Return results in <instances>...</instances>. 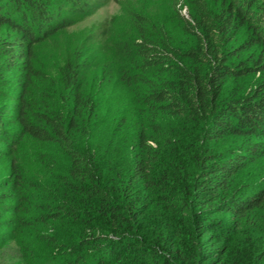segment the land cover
I'll return each instance as SVG.
<instances>
[{
    "label": "trees",
    "instance_id": "obj_1",
    "mask_svg": "<svg viewBox=\"0 0 264 264\" xmlns=\"http://www.w3.org/2000/svg\"><path fill=\"white\" fill-rule=\"evenodd\" d=\"M88 1L0 0V264H264V0H184L176 34L141 30L132 109L63 59L53 112L35 48Z\"/></svg>",
    "mask_w": 264,
    "mask_h": 264
},
{
    "label": "rangeland",
    "instance_id": "obj_2",
    "mask_svg": "<svg viewBox=\"0 0 264 264\" xmlns=\"http://www.w3.org/2000/svg\"><path fill=\"white\" fill-rule=\"evenodd\" d=\"M96 1L100 3H96ZM88 2L96 4V7L88 13L73 16L66 27L35 48L36 66H44L49 75L55 79L52 81L53 85L49 90L50 96L47 98L48 110L59 113L61 96L67 95L58 84L56 71L63 59L69 57L74 60L77 59L81 63L78 77L79 85L82 86L84 92L93 91V101L103 111L112 107H118L122 110L124 108L132 109L130 89L120 82L123 71H132V63L135 59L133 55H127L125 48L128 47L130 51L133 50L134 42L139 40V34L143 29L154 34L153 25L166 26L167 29L165 30L169 31L170 34H176L175 13L179 12L183 15L186 13L185 1L92 0ZM137 17L145 19L142 26L137 23ZM11 74L15 76L14 71H11ZM39 89L42 90L43 86L36 82L30 93L37 96ZM31 99L35 102L41 101L39 97ZM9 104L11 107L12 102ZM99 115L100 113H98ZM111 118L113 119L114 116ZM98 125L99 123L95 124L97 127ZM106 130L107 128L98 130L97 135L103 137L105 134L108 136L111 132ZM97 139L101 143L99 138ZM29 147L31 146L28 145L27 148L26 145V154L29 151L36 152L39 149V147L30 149ZM46 150L49 151L44 154L48 155L47 161H44L46 166L51 159L53 162H60V157L55 153V150ZM48 231L44 232L41 229L40 233H47ZM34 236L35 234L32 233L31 237Z\"/></svg>",
    "mask_w": 264,
    "mask_h": 264
}]
</instances>
